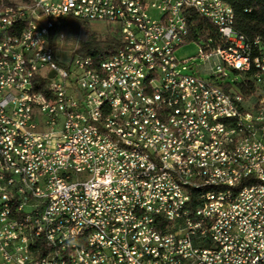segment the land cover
Here are the masks:
<instances>
[{"label":"built area","instance_id":"obj_1","mask_svg":"<svg viewBox=\"0 0 264 264\" xmlns=\"http://www.w3.org/2000/svg\"><path fill=\"white\" fill-rule=\"evenodd\" d=\"M193 15L224 42L201 47L200 64L175 57L191 42ZM69 21L112 26L116 53L95 62L75 51L62 61L51 41L65 39ZM16 23L34 24L27 42ZM234 25L224 0L0 3V149L9 150L0 164V264H55L48 248L60 252L72 238H81V264H264V39L245 46ZM33 86L53 87L51 99ZM203 185L225 194L192 197ZM7 207L19 222L6 221ZM86 227L97 234L83 236Z\"/></svg>","mask_w":264,"mask_h":264},{"label":"bare ground","instance_id":"obj_2","mask_svg":"<svg viewBox=\"0 0 264 264\" xmlns=\"http://www.w3.org/2000/svg\"><path fill=\"white\" fill-rule=\"evenodd\" d=\"M229 0H224V4H229ZM16 32L18 34V42H27L29 33H34V24L16 23ZM245 46H253V42L249 43L244 38ZM233 53H241V46H233ZM24 69L27 73H34V62L24 61ZM248 80H255V73H248ZM37 87L33 86V94H44V99H51L53 94V87H43V93L37 92ZM123 149H133V142H123ZM0 164H9V150L0 149ZM167 168H175V161H167ZM16 171H23V164H16ZM254 189H262V182L253 181ZM2 194L6 197L8 202L16 201V192L12 187H2ZM225 194V187L221 185H203L192 188V197L202 198L206 195L211 197H222ZM31 207H38V200H31ZM133 216H140V208H133ZM6 221L19 222V214H16L15 207H7ZM39 221H46V213H39ZM97 234V227H86L83 229V236H95ZM38 236V228L30 227L29 233L26 236L27 251H34L35 239ZM81 246V238H72L71 242H63L60 247V252L57 248H48V255H55V264H63L68 262L69 258L73 264H81L82 252L79 248Z\"/></svg>","mask_w":264,"mask_h":264},{"label":"trees","instance_id":"obj_3","mask_svg":"<svg viewBox=\"0 0 264 264\" xmlns=\"http://www.w3.org/2000/svg\"><path fill=\"white\" fill-rule=\"evenodd\" d=\"M13 0H0L4 6H10ZM229 6L235 14V31L249 43L257 38L264 39V0H229ZM191 43H196L208 51L223 47L224 42L216 28L196 15L188 20ZM59 33H55L51 45L58 47ZM119 47L117 38L108 39L99 49L83 45L80 52L84 57H90L95 62L104 61L112 57ZM44 87V86H43ZM43 87H37V92L43 93Z\"/></svg>","mask_w":264,"mask_h":264},{"label":"rangeland","instance_id":"obj_4","mask_svg":"<svg viewBox=\"0 0 264 264\" xmlns=\"http://www.w3.org/2000/svg\"><path fill=\"white\" fill-rule=\"evenodd\" d=\"M64 40L58 45L59 55L62 61L68 62L76 51V56L84 57L80 52L83 45L92 46L93 50L99 49L108 39L116 38L114 28L109 25L90 24L83 25L78 21H69L63 29ZM201 46L191 43L176 50L175 57L178 61L196 60L198 64ZM203 71V70H202ZM228 81L232 84L240 83L241 78L226 72ZM204 80L209 79L208 74H202Z\"/></svg>","mask_w":264,"mask_h":264},{"label":"water","instance_id":"obj_5","mask_svg":"<svg viewBox=\"0 0 264 264\" xmlns=\"http://www.w3.org/2000/svg\"><path fill=\"white\" fill-rule=\"evenodd\" d=\"M51 77H53V75Z\"/></svg>","mask_w":264,"mask_h":264}]
</instances>
